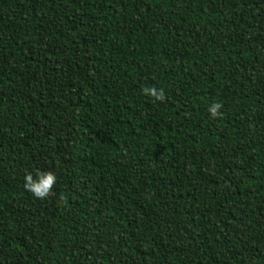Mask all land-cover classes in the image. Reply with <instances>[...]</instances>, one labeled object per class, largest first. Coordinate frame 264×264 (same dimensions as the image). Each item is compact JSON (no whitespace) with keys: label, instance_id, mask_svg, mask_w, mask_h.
I'll use <instances>...</instances> for the list:
<instances>
[{"label":"trees","instance_id":"trees-1","mask_svg":"<svg viewBox=\"0 0 264 264\" xmlns=\"http://www.w3.org/2000/svg\"><path fill=\"white\" fill-rule=\"evenodd\" d=\"M0 264H264V0H0Z\"/></svg>","mask_w":264,"mask_h":264},{"label":"clouds","instance_id":"clouds-1","mask_svg":"<svg viewBox=\"0 0 264 264\" xmlns=\"http://www.w3.org/2000/svg\"><path fill=\"white\" fill-rule=\"evenodd\" d=\"M142 93L147 97L153 98V102L159 101L163 103L167 99L165 90L163 88L158 89L155 86L143 88ZM222 109V103H211L208 107L210 117L213 119L222 117ZM56 185L57 176L52 171H39L35 176L31 172H28L23 178V188L25 191L40 201L47 200L53 195Z\"/></svg>","mask_w":264,"mask_h":264}]
</instances>
